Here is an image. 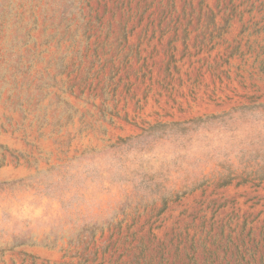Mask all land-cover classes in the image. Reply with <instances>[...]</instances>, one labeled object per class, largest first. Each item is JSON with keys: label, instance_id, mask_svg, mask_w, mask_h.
<instances>
[{"label": "rangeland", "instance_id": "1", "mask_svg": "<svg viewBox=\"0 0 264 264\" xmlns=\"http://www.w3.org/2000/svg\"><path fill=\"white\" fill-rule=\"evenodd\" d=\"M0 264H264V0H0Z\"/></svg>", "mask_w": 264, "mask_h": 264}, {"label": "trees", "instance_id": "2", "mask_svg": "<svg viewBox=\"0 0 264 264\" xmlns=\"http://www.w3.org/2000/svg\"><path fill=\"white\" fill-rule=\"evenodd\" d=\"M0 185H4V186L11 185V186H13V185H15V182H11V183L2 182V183H0Z\"/></svg>", "mask_w": 264, "mask_h": 264}]
</instances>
